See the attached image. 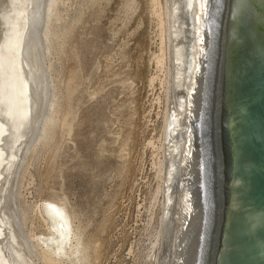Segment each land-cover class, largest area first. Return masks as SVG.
<instances>
[{
	"label": "bare ground",
	"instance_id": "1",
	"mask_svg": "<svg viewBox=\"0 0 264 264\" xmlns=\"http://www.w3.org/2000/svg\"><path fill=\"white\" fill-rule=\"evenodd\" d=\"M30 1L0 0V264H93L99 258L101 244L87 237L89 223H82L65 198L52 196L32 204L27 200L33 178L27 176L32 155L38 144L45 145L52 139L47 131L56 126L59 97L55 92L51 97L48 94L43 106L42 101L34 99L39 89L33 94V88L28 87V76H32L25 64L40 72L42 84L36 83V87L43 88L45 95L42 69L47 54L55 47L47 40L61 0H47L45 4L40 1L37 12L30 10ZM247 1L252 35L264 42V0ZM211 3L212 0H149L158 44L151 55L154 72L148 83L151 91L155 85L159 87L150 106L156 105L155 117H161V124L157 135L144 146L151 149L155 184L149 191L145 206L148 218L145 230L142 228L147 237L142 242L148 244L136 253L139 257L143 253L141 258L149 264H187L189 260L197 264L202 255L205 259L211 222L205 118L209 91L218 70L216 16H222L216 13L221 2L216 1L212 9ZM124 5L127 15L134 12L135 0H127ZM39 7L44 12H39ZM42 16L44 25L39 34L46 44L40 38L30 44V57L27 44L22 47L26 25L30 18L40 24ZM67 30L60 36H65ZM45 66L47 70L55 67L52 62ZM49 77L53 76L48 73ZM30 213L39 214L44 230L36 231ZM245 221L248 229H254L260 216L247 213ZM261 243L258 239L257 244ZM235 247L242 249L238 243ZM135 252L131 245L127 255Z\"/></svg>",
	"mask_w": 264,
	"mask_h": 264
},
{
	"label": "rangeland",
	"instance_id": "2",
	"mask_svg": "<svg viewBox=\"0 0 264 264\" xmlns=\"http://www.w3.org/2000/svg\"><path fill=\"white\" fill-rule=\"evenodd\" d=\"M126 1L58 4L47 40L55 47L43 67L47 77L53 76L48 78L54 87L50 97L54 92L59 97L55 98L59 113L55 128L47 131L52 139L38 144L27 175L33 177L30 204L62 197L82 223H89L87 237L101 244L93 264L150 263L141 258L143 253L140 257L136 253L148 244L142 242L147 238L145 206L155 184L151 149L144 146L161 124V117H155L156 105L150 106L159 87L151 91L148 83L158 41L149 0H135L130 15ZM66 29L67 34L60 36ZM50 61L55 67L48 71L45 65ZM30 216L37 232L45 229L39 214ZM131 245L136 252L127 255Z\"/></svg>",
	"mask_w": 264,
	"mask_h": 264
},
{
	"label": "water",
	"instance_id": "3",
	"mask_svg": "<svg viewBox=\"0 0 264 264\" xmlns=\"http://www.w3.org/2000/svg\"><path fill=\"white\" fill-rule=\"evenodd\" d=\"M40 1L47 2L31 0L30 10L37 12ZM216 1L221 2L216 11L222 15L216 16L220 50L205 118L211 222L205 259L202 255L197 264H264V42L252 35L249 1L212 0L211 9ZM42 9L39 7V12ZM36 22L28 20L22 43L24 48L27 44L30 57V44L39 38L46 44L39 34L44 24ZM25 67L33 79L32 83L28 76V87L33 88V94L39 89V96L27 91L30 101L35 97L43 106L52 92L46 71L42 69L43 95L44 89L36 87V83L42 84L40 72ZM247 213L260 216L254 229H248ZM192 233L194 241L196 232ZM187 264L196 263L189 260Z\"/></svg>",
	"mask_w": 264,
	"mask_h": 264
}]
</instances>
